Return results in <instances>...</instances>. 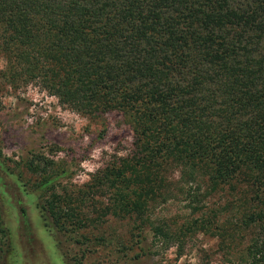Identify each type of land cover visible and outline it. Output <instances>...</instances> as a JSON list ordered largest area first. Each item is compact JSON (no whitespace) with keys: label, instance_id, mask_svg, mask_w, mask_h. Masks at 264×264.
Returning <instances> with one entry per match:
<instances>
[{"label":"trees","instance_id":"obj_1","mask_svg":"<svg viewBox=\"0 0 264 264\" xmlns=\"http://www.w3.org/2000/svg\"><path fill=\"white\" fill-rule=\"evenodd\" d=\"M0 56L10 81L89 116L117 111L132 131L129 153L73 192L56 190L52 160L25 163L44 225L85 245L68 264L112 246L108 215L179 254L189 230H229L244 242L231 264H264V0H0ZM212 190L225 206L208 205ZM169 201L191 217L161 219ZM8 236L0 211V264Z\"/></svg>","mask_w":264,"mask_h":264},{"label":"rangeland","instance_id":"obj_2","mask_svg":"<svg viewBox=\"0 0 264 264\" xmlns=\"http://www.w3.org/2000/svg\"><path fill=\"white\" fill-rule=\"evenodd\" d=\"M6 71V60L0 56V211L9 232L3 264H68L73 254L83 257L78 249H85V245L79 246L66 234L44 225L39 192L33 189L39 175L25 163L36 154L52 160L55 167L64 170L56 190L73 192L86 187L97 170L129 153L132 131L117 111L89 116L60 104L55 95L34 83L10 81ZM102 121L105 132L100 136ZM225 197L223 190H212L206 202L225 206ZM92 211L90 208L91 215ZM157 214L179 224L191 217L181 203L171 201L159 206ZM133 225L129 216L108 215L102 228L112 246H92L83 264H231L228 258L244 245L241 235L229 230L195 229L184 236L179 254L175 246L163 248L148 231L140 236L139 244L134 243L139 237L131 236ZM118 241L126 246H119Z\"/></svg>","mask_w":264,"mask_h":264}]
</instances>
